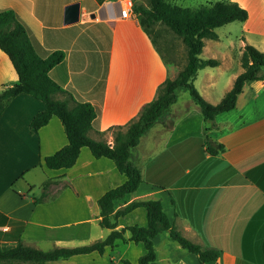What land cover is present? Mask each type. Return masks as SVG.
Instances as JSON below:
<instances>
[{"label": "crops", "instance_id": "crops-1", "mask_svg": "<svg viewBox=\"0 0 264 264\" xmlns=\"http://www.w3.org/2000/svg\"><path fill=\"white\" fill-rule=\"evenodd\" d=\"M121 1L0 0V9H12L28 27L41 53L63 52L48 74L74 98L98 109L94 129L101 131L128 123L153 99L159 84L178 72L167 64L133 11L121 16ZM175 1L171 2L180 5ZM231 1L246 9L247 18L237 28L230 25L233 22L215 28L217 38L204 40L200 57L216 59L218 64L199 69L194 79L211 103L222 98L242 71L239 58L246 43L264 51V0ZM74 3L77 19L74 7H69ZM222 26L226 31H219ZM222 78L225 84L218 87ZM17 79L0 49V87ZM44 108L42 100L27 93L0 105V233H20L23 243L41 249L104 239L111 228L99 224L97 200L126 177L111 159L94 157L87 146L80 148L70 167L41 164L67 143L56 115L36 130L29 127L31 118ZM94 129L89 135L100 138ZM206 134L224 150L209 153ZM103 137L112 143L110 131ZM130 160L140 169L142 180L133 193L114 202L115 210L133 200L159 198L170 222L187 238L220 251L207 264H264V80L245 83L234 108L214 120H205L189 96L177 94L166 113L131 148ZM48 178L54 180L44 190L42 183ZM146 223L145 207L137 206L117 218L115 229ZM130 235L126 229L124 236ZM152 240L151 264H200L197 255L167 231ZM0 242L15 244L12 239ZM144 252L142 242L116 238L102 253L92 250L45 264H126L123 260L136 264Z\"/></svg>", "mask_w": 264, "mask_h": 264}, {"label": "trees", "instance_id": "trees-1", "mask_svg": "<svg viewBox=\"0 0 264 264\" xmlns=\"http://www.w3.org/2000/svg\"><path fill=\"white\" fill-rule=\"evenodd\" d=\"M140 25L149 36L156 23H163L177 34L186 46L187 59L184 66L173 77H166L158 86L153 99L145 103L138 114L124 125H113L105 130L94 129V121L98 109L87 101L74 98L72 93L50 78L48 71L63 58L61 50L46 54L41 53L33 41L28 27L10 8L0 9V49L9 57L18 79L15 83L0 87V105L8 102L19 93L30 94L45 103V108L37 112L30 120L29 127L38 129L47 123L52 115L62 122L67 143L54 153L43 158L41 164L47 168L58 169L72 166L82 146H87L96 157L111 159L116 168L125 175L123 183L109 188L97 200L99 205V224L111 228L104 239L79 246H53L41 249L23 243L20 233H0V240H15L13 245L0 242V264H45L68 258L74 254L97 250L102 253L105 246H112L116 238L123 241L142 242L145 252L137 259L136 264H151L155 259V247L152 238L161 231L169 236L182 248L197 255L200 264L215 261L220 251L215 248L203 247L187 238L170 222L159 198L133 200L125 206L114 209V202L133 193L140 184V169L130 160V151L140 137L167 111L177 98V89L184 88L191 99L198 105L205 120L214 118L234 108L237 96L243 85L252 80H264V51L246 43L240 54L242 71L234 78L231 87L217 103L207 101L194 85L197 71L205 66H216L218 61L213 58H202L204 40L217 38L215 28L232 21H243L247 11L237 2L216 0L197 7L180 6L167 0H148V4L133 3ZM155 42V40L153 39ZM60 95L61 98L56 96ZM94 129L101 137L96 139L89 135ZM112 133V143L103 137L104 133ZM206 150L216 154L224 150L221 143H214L206 134ZM54 179H46L42 187L46 190ZM42 200V197L35 201ZM137 206L146 209V225L132 224L115 229L117 218ZM131 232L129 238L124 236L125 230ZM20 230V228H18ZM126 264H133L123 260Z\"/></svg>", "mask_w": 264, "mask_h": 264}, {"label": "rangeland", "instance_id": "rangeland-1", "mask_svg": "<svg viewBox=\"0 0 264 264\" xmlns=\"http://www.w3.org/2000/svg\"><path fill=\"white\" fill-rule=\"evenodd\" d=\"M167 1L171 2L173 0ZM204 1L205 0H176L175 2L182 6L195 7L198 6L200 3H205ZM133 3H140L146 5L148 4V0H133ZM232 22L233 23L230 25L234 28H237L238 25H240L239 21L237 20ZM226 27L227 26H222L219 31H226ZM150 32L153 36V39L155 40V44L157 45L167 64L172 66V69H176L179 71L184 66L187 59L186 46L182 42L181 38L177 34H175L169 27L160 22L153 25ZM227 64L230 65L231 70L234 68V65L232 63ZM231 70L228 69L227 72ZM218 80V87H221L225 84L226 78ZM177 94H179L180 98L189 96L187 90L184 89H179L177 91ZM215 96L218 95L216 94ZM189 98L191 97L189 96Z\"/></svg>", "mask_w": 264, "mask_h": 264}, {"label": "built area", "instance_id": "built-area-1", "mask_svg": "<svg viewBox=\"0 0 264 264\" xmlns=\"http://www.w3.org/2000/svg\"><path fill=\"white\" fill-rule=\"evenodd\" d=\"M133 0H122L120 5V14L123 17L129 16L132 13Z\"/></svg>", "mask_w": 264, "mask_h": 264}, {"label": "water", "instance_id": "water-1", "mask_svg": "<svg viewBox=\"0 0 264 264\" xmlns=\"http://www.w3.org/2000/svg\"><path fill=\"white\" fill-rule=\"evenodd\" d=\"M69 7L70 8L74 7V19H77L79 15V9L77 3L71 4Z\"/></svg>", "mask_w": 264, "mask_h": 264}]
</instances>
